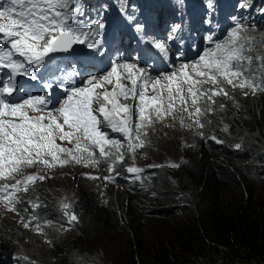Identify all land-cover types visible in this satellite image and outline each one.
<instances>
[{
  "label": "trees",
  "instance_id": "trees-1",
  "mask_svg": "<svg viewBox=\"0 0 264 264\" xmlns=\"http://www.w3.org/2000/svg\"><path fill=\"white\" fill-rule=\"evenodd\" d=\"M249 37L257 48L264 43L259 36ZM227 92L220 99L225 107L217 104L207 128L166 134L173 147L159 151L158 160H183L175 169L152 173L142 190L111 191L106 207L96 194L79 188L76 213L82 228L71 238L56 234L52 224L62 220L55 193L46 181L38 183L18 208L24 215L30 211L28 195L38 200L31 202L38 205L34 225L51 226L44 228L50 247L44 256L24 248L13 214L0 219L6 223H0V264H13L2 256L17 251L34 253L39 264H264V93L239 99L233 90ZM234 119L242 127L236 133L240 137L221 136L224 126L238 129ZM165 175L174 178V186ZM29 261L22 263L36 264Z\"/></svg>",
  "mask_w": 264,
  "mask_h": 264
},
{
  "label": "snow or ice",
  "instance_id": "snow-or-ice-1",
  "mask_svg": "<svg viewBox=\"0 0 264 264\" xmlns=\"http://www.w3.org/2000/svg\"><path fill=\"white\" fill-rule=\"evenodd\" d=\"M207 2L212 7V0ZM82 17L78 0H0V179L14 178L23 168L35 164L49 168L56 163L62 166L68 160L60 159L61 153L76 163L96 165L99 161L84 160L83 156L74 154L86 152L89 157L94 156L89 146L98 148L102 157L115 156L116 160L122 161V141L110 138L106 130L120 133L129 140L128 148L134 151L143 146L140 135L154 119L170 116L176 111L187 113L189 118L202 115L211 109H202L199 102L215 103V96L228 97L225 84L233 89H248L252 94L264 93V43L257 48L244 27L236 23L223 40L213 42L212 37H208L214 47L207 48L190 65H181L179 72L165 76L166 84L159 79L154 81V85L159 86L156 95L146 94L150 79L144 69L133 72L135 65H121L113 61L105 75L89 77L85 86L66 87L61 82L67 96L55 109L57 115L50 111L47 116H30L29 110L42 112L51 100L46 96H30L20 103L11 102L9 98L14 93L23 91L17 87V76L35 80V73L51 60V54L67 52L74 44H85L90 37H98L103 24L97 20L85 21ZM152 43L160 51H166L164 44ZM87 47L94 48L95 42L87 43ZM118 68H123L125 73H119ZM122 80L129 83L125 84ZM106 85L113 87L109 91ZM204 85L210 87L205 89ZM47 87L51 88L52 85L48 84ZM97 89L104 90L100 92ZM152 90L157 92L155 86ZM243 94L248 95V92ZM128 100H138L139 104L133 106L122 102ZM134 115L137 116L135 122ZM194 123L203 127L198 120ZM133 135L139 143L132 141ZM57 139L70 144L74 142L75 148L62 147L57 144ZM81 140L87 141L89 146H82ZM109 171H113V168L110 167ZM141 171L136 167L127 168V172L137 174V179ZM43 179L44 176H27L24 190L27 191V185ZM19 185L20 181H17L11 187L17 189ZM4 188L6 190L8 185H4ZM0 199L11 202L10 195ZM32 206L38 207L36 204ZM70 209V204H62L63 214L72 224L78 217ZM9 210L15 211V208ZM28 226L26 223L25 227ZM36 230L42 231L39 225Z\"/></svg>",
  "mask_w": 264,
  "mask_h": 264
},
{
  "label": "clouds",
  "instance_id": "clouds-1",
  "mask_svg": "<svg viewBox=\"0 0 264 264\" xmlns=\"http://www.w3.org/2000/svg\"><path fill=\"white\" fill-rule=\"evenodd\" d=\"M87 1L95 2L96 5H99L100 9H103V11L97 14L98 18L101 17L100 23L103 24V28L99 29L100 34L98 37H90L87 41V43L95 42V47L88 48L87 43L74 44L71 50L67 52H57L56 54L57 56H62L68 53L74 54V57L81 56L79 63L82 64V66L78 65L79 84L76 87L85 86L86 81L89 77L93 76V74H95L94 76L97 78L102 77L111 69L112 62L116 61L121 65L125 63L135 65L136 67L133 69V72H138L139 69H144L146 76L150 79L146 94L152 96L159 92V86L154 85V81L159 79L162 83L166 84L167 81L164 79L165 76H168L173 72H179L181 70V65H190L192 62L196 61L207 48L214 47V43H209L208 37L211 36L213 42L223 40L227 35V30L230 25L240 22L248 36H259L264 40V0H220V2L219 0H212V7L208 6L207 0H200L204 6L202 7L203 11L199 13V21L186 25L183 28H181V25H179L178 22L180 24L185 22L184 17L187 11L185 5H179L178 8L174 7L173 12L171 13V9L169 7L167 8L164 0H78L79 6L83 11L82 18L85 21L97 20L91 15L90 10L86 9L85 4L81 5ZM90 6L93 5L90 4ZM169 16L172 19V22H170ZM231 16L235 17V22L231 20ZM137 26H139V29ZM176 26H179V28L177 29ZM170 28L175 31L174 36L172 37L168 34ZM153 41L164 44L166 51L162 52L155 48L152 43ZM77 50H83L84 52L76 53ZM125 54H129L131 57L124 56ZM110 57H118V59L112 60ZM72 62L75 64L74 61ZM56 66H58V68H66L70 66V64L63 59H59ZM101 68H104L103 72L98 71V69ZM117 71L119 73H125L123 68H118ZM113 80L115 81L114 77ZM122 82L125 84L129 83L127 80H122ZM93 83H95V81H93ZM154 86L156 87L157 92H153L152 89ZM106 87L110 91L113 85H106ZM208 87H210V85H204L205 89ZM224 88L226 91L233 90L235 97H238L239 99H254L253 94L248 89H233L227 84L224 85ZM103 90L104 89H97V91L100 92ZM244 92H248V95H244ZM164 95L166 97L167 93L165 92ZM221 96L222 95H219L213 98L215 103L201 100L199 104L202 109H211L210 111H205L202 115L189 118L187 113L176 111L170 116L159 119L162 122V126H164V132L167 129L168 132L166 134H175L178 132L188 134L194 130H202L204 127L207 128L206 120L215 116L217 113V104L223 105V108L225 107V104L220 102ZM49 100H51V103H49L42 112H28V114L30 116H47L48 112L51 111L54 115H57L55 109L60 107L62 103L61 100L52 97ZM129 101L130 100L124 102L127 103ZM131 101L135 105L139 104L138 100ZM166 102L167 101L165 100V103ZM177 106H179L178 101ZM181 117H183V120ZM235 118L240 121L238 116ZM236 119L234 120L237 122ZM195 120H198L199 124H202L203 127L194 123ZM60 122H62V120ZM237 126L238 129L236 128V130H239L241 126L238 122ZM223 128L222 134H226ZM65 130H67V127ZM106 131H109L110 138L126 142V146L120 149L122 154L128 152L129 154L135 155L137 151H144L151 146L152 150H157L155 154H152L149 150L144 152L146 154L151 153L153 155V160L156 163L161 162V160H158V152L163 150V145L167 143L165 138L166 134L156 126L155 122L151 123L141 133L140 140L143 141V146L137 147L134 151L128 148L129 140L123 138L120 133H113L110 130ZM132 141L134 143H139L134 135ZM223 144L224 143L219 142V145ZM62 147L68 148L64 141H62ZM63 159L68 160V156L63 154ZM164 161H167L170 164L162 163L158 165L162 168L169 167L170 169H175L179 162L184 163L181 159H178V161L164 159ZM173 165L176 166L173 167ZM119 166L120 161L116 160L115 156H111L103 163L100 174L94 176L93 172L79 174L75 167L67 166L66 163L63 165V168L68 177L72 180L71 184L66 181L67 178L61 179L59 176L55 175V170L59 169L55 168L50 173V177L42 174L41 176H44L45 179L37 180L35 183L27 185V191L24 190V186H19L17 189H13L11 187L13 182L10 180L6 192H8L11 197V202L15 208L14 214L19 216L21 213L19 212L18 206L21 198L25 194L30 195L38 183L45 181V183H49L51 185V190L55 193L54 205L56 206L62 220L61 222L53 223L52 225H55L57 235H62L63 238H71L73 235L70 237L65 236H68L71 233L75 234L77 230L82 228L80 218L76 213V208L80 207L81 202L78 193L79 188H84L87 191L96 194L99 204L102 207H106L105 202L110 197L111 191L119 192L127 189L124 183L118 184L117 181L113 180V174L118 172ZM110 167L113 168V171H109ZM157 172L158 170L148 172L145 181L146 184L143 185L137 182L135 183L136 189L142 190L146 185L150 184L151 178L149 176L152 173ZM92 177L96 178L93 179ZM109 177H111V179H109ZM50 181H53L55 185L53 186ZM62 184H67V186L73 187L75 190L67 191L66 186L63 191L57 192L58 187ZM139 186H141V188H139ZM29 195L28 199H26V204L30 206V211L27 213L24 211V215L26 216L29 213V219H32L31 224L34 227V231H37L34 222H36L35 219L37 220L36 214L38 212V207L34 208L31 202H36L38 200L30 198ZM63 203L71 205L70 211L78 217L76 222H73L72 224L68 223L67 217L64 216L62 211ZM23 208H25V205ZM33 216L36 218L33 219ZM45 227L52 230L51 226ZM45 227H42V231H37L38 234L36 235L32 232L31 236H28V238L31 239H29L27 243H24L26 238L23 236L24 240L22 242L24 244H22V246L24 248L27 246L31 248L29 245H32L36 252H39L41 256H44L46 248L50 247L49 232L44 229ZM41 243L46 244L43 251L38 250ZM32 256L35 257L36 255L33 253ZM2 257L13 264H16L17 260L20 261L18 264H23V261L30 263L29 260L39 264L36 259L30 257L28 251H17L15 254L11 252L9 256L3 255ZM53 264L57 263L54 262Z\"/></svg>",
  "mask_w": 264,
  "mask_h": 264
},
{
  "label": "rangeland",
  "instance_id": "rangeland-1",
  "mask_svg": "<svg viewBox=\"0 0 264 264\" xmlns=\"http://www.w3.org/2000/svg\"><path fill=\"white\" fill-rule=\"evenodd\" d=\"M165 4L167 6V8L169 7L171 9V13L173 12V8L176 7L178 8L179 5H185L186 6V15L184 17L185 22L180 24L178 22L179 25H181V28H183L186 25H190L191 23H194L196 21H199V13H201L203 11L202 7L204 6L203 3L200 0H164ZM220 2V0H219ZM85 4L86 9L90 10L91 15L94 17V19L99 20V22L101 21V17L98 18L97 14L101 11H103V9H100L99 5L95 2H84L81 5ZM90 4H92L93 6H90ZM170 12V11H169ZM231 20L233 22H235V17L231 16L230 17ZM169 20L170 22H172V19L169 16ZM187 21V22H186ZM240 23V22H237ZM236 24V23H235ZM235 24L230 25L227 32L233 28L235 26ZM242 25V23H240ZM175 31L172 30L170 28L169 31V36L172 37L174 36ZM135 72V71H134ZM123 103H125L124 101H122ZM130 105L135 106V104L132 103V101L130 100L129 102H127ZM95 107V105H94ZM135 111V108H134ZM226 121L231 122L232 119H228V117L225 118ZM133 120L134 122L137 121V116L134 115L133 116ZM154 122L156 123V126L164 133L166 134L168 132V130L166 129L164 132V126H162V122L158 119L155 120ZM237 123V122H236ZM241 127L239 130L233 129V128H229L228 126H224L223 130L225 131L226 134H222L221 136L225 137V136H232L234 139L240 137V136H236L237 131L241 132ZM162 140V139H161ZM57 144H60L62 146V141H60L59 139H57ZM66 143V145L68 146V148L70 149H74L75 148V143H68L67 141H64ZM222 143H224V141H220ZM123 143V147L126 146V142L122 141ZM81 144L82 146H89L87 141L81 140ZM121 147V148H123ZM173 145L172 144H167L165 143L163 145V149H165V151L169 152L168 149L172 148ZM120 148V149H121ZM107 150V149H106ZM149 150L152 154H155L157 152V150H152L151 146L149 149H146L144 151ZM89 151L94 153V156L89 157L88 153H74L77 156H83L84 160H88V159H95L97 161H99L98 164L96 165H92V164H88L87 166H85L84 162L81 163H76L74 160H72L70 157H68V163L67 166H72L75 167L78 171L79 174H87V173H91L93 172L94 176H96L97 174H100L102 167H103V163L110 158L111 156H109L108 158L102 157L99 154V149L98 148H94L89 146ZM144 151L140 150L137 151L135 155L129 154L128 152L123 154L124 159L122 161H120V166L118 169V172L115 174H113V180L117 181L118 184H123L127 187V188H134L135 187V183H141L143 185L146 184V176L147 173L150 171H156V170H165V169H169V167H164V169H162V167H160L158 164H162V163H166V164H170L167 161H161L156 163L152 156L147 155ZM60 155V159H63V153L59 154ZM159 158H162V155L160 154ZM50 159V158H49ZM172 159V158H171ZM177 160V159H175ZM34 167V168H31ZM31 167H25L23 168V170L19 173V174H15L14 178H9V179H0V197H4L6 195H9L8 192H6L4 185H9L10 180H12L13 184H15L17 181H20V187L25 186V178L29 175H34V176H41L42 174H45L46 176H51V172L53 169L55 168H59L57 170H55V175L59 176L61 179H66L68 178V175L66 173V171L63 168V165L61 166L59 163H56V165L54 167H45L42 164H35ZM129 167H136L141 169L142 171L138 174L139 175V179L136 178L137 174L135 173H129L127 172V168ZM173 176V174H171ZM169 175L168 177L165 175V180L169 181V184L171 185H175L174 183V178ZM67 186V184H62L58 187V191L57 192H61L65 189V187ZM74 191L75 189L73 187L67 186V191ZM10 208H13V204L12 202H9V200H5V199H0V219H12L14 218V211L9 210ZM32 219H29V213L24 216V215H19L17 217L16 220V224H15V231L20 232L22 234V236H24L26 238L24 243H27V241L31 238H28V236L33 232L34 235L38 234L37 231H34V227L31 224ZM3 224H6L4 222H0ZM28 224V227H25V224ZM73 233H71L68 236L65 237H70L72 236ZM32 249H34V247L32 245H29ZM46 246L45 243H41V246L38 250L43 251L44 247ZM32 259H36L35 257H31Z\"/></svg>",
  "mask_w": 264,
  "mask_h": 264
},
{
  "label": "bare ground",
  "instance_id": "bare-ground-1",
  "mask_svg": "<svg viewBox=\"0 0 264 264\" xmlns=\"http://www.w3.org/2000/svg\"><path fill=\"white\" fill-rule=\"evenodd\" d=\"M146 1H149V0H146ZM160 11H162V10H160ZM160 11H158V12H160ZM141 37H142V36H141ZM124 56L131 57V55H129V54H125ZM79 66H82V64H79ZM98 71H99V72H103V71H104V68L98 69Z\"/></svg>",
  "mask_w": 264,
  "mask_h": 264
}]
</instances>
